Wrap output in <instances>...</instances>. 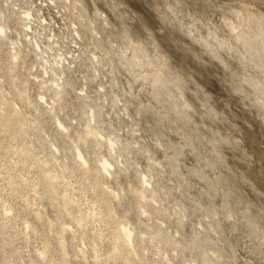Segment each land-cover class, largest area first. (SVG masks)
Segmentation results:
<instances>
[{
    "label": "rangeland",
    "instance_id": "1",
    "mask_svg": "<svg viewBox=\"0 0 264 264\" xmlns=\"http://www.w3.org/2000/svg\"><path fill=\"white\" fill-rule=\"evenodd\" d=\"M0 264H264V0H0Z\"/></svg>",
    "mask_w": 264,
    "mask_h": 264
}]
</instances>
